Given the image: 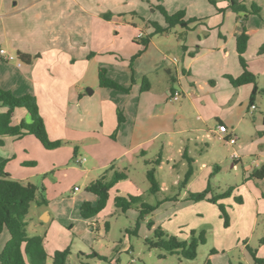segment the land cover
<instances>
[{
	"label": "rangeland",
	"instance_id": "1",
	"mask_svg": "<svg viewBox=\"0 0 264 264\" xmlns=\"http://www.w3.org/2000/svg\"><path fill=\"white\" fill-rule=\"evenodd\" d=\"M236 1H245L247 6L254 1L258 6H264V0ZM214 2L215 6H212L208 0H151V9L154 13L150 10L146 13L148 18L153 19L150 22L158 24L161 22L162 25H159L163 26V17L157 10L158 5L163 6L169 14L184 11L186 20H199L189 26L196 28V34L203 41L204 34L208 30H214L210 25L215 20L222 21L228 12H225L229 5L227 0H214ZM143 8H146L145 4ZM223 9L224 12L219 14L218 10ZM242 15L228 13L224 20L227 22L230 20L231 24L236 21L237 27L240 29L239 18ZM143 16L144 14H140L137 19H134V23L137 24V33L152 31L147 23L144 24ZM261 19L264 20V14L260 19L257 17V21ZM200 23L205 27L202 28ZM246 23L247 21L244 22L245 27ZM184 34L189 33H185L184 29L179 26L171 28L167 32L170 45H175L178 38H186ZM213 34L208 38V42H211ZM192 35L195 36V33ZM163 36L154 35L155 40H159L157 44L160 46L167 44L161 39ZM254 42L255 39L251 44ZM187 45H190L189 42ZM173 57L175 55L171 54V58ZM117 59L119 60V58ZM175 59L177 58L175 57ZM134 61L135 58L132 56L124 62L132 72H134ZM9 64L16 67L17 59L10 61ZM258 65V62L251 63V67ZM96 80V73L92 72L86 83L95 84ZM261 83L264 84V77L261 78ZM139 84H141V80H139ZM199 86L202 88L199 90L200 93H203L202 90L207 88L198 83V89ZM187 88H190V85H187ZM247 88L249 87L246 89L241 87V91L230 95L215 93L202 98V100L194 99L193 102L189 98L181 96L178 103L171 104L172 107L165 108L164 102L161 103L162 105L158 104L156 108L150 110L152 132L150 131L149 137L155 135L156 137L153 140H145L146 142L135 147V142H131V139L118 138L116 131L122 124L118 125L117 115L113 121L105 119L104 132H102L105 135L93 133L92 138L83 126L73 124L75 120H71L69 117L71 112H69L68 123L64 130L66 136L58 140L60 146L54 150L44 149L36 139L29 136L20 140L6 138L4 146L0 148V159L8 160L6 172L13 179L34 185L37 188L36 200L39 201L42 197L46 201V205H39L36 203L37 201L32 203L25 218L27 234L44 237L45 250L48 255L46 264H50V257L56 249L69 251L68 264H251L250 251H255L256 257L264 259L263 217L258 219L257 229L253 233L247 234L248 236L238 232L233 233L231 230H227L229 224L228 226L224 224L225 218L220 207H223L230 222L229 216L233 204H241L231 196L232 191L226 196L223 195L228 191L224 184L229 183V179L232 178L233 173L237 172V169L231 170L226 167V164L213 166L215 159L224 155L226 146L219 138L208 134L209 129L216 127L217 118L233 121L238 119L241 112L246 113L249 103L242 90H248ZM261 97L263 96L261 95ZM203 102H205L204 105ZM257 103L258 110L254 112V116L247 112V120L241 122L240 129L244 136L240 137L238 144L250 141L252 118H260L264 115V106L259 101ZM195 105L199 108L198 110L195 109ZM178 109L179 113L184 116L183 119L174 118L172 115L170 121L161 123L165 113ZM4 110L5 108L0 106V113ZM73 111L80 113L81 108L73 107ZM23 112H25L23 109H17L14 114L18 116ZM151 114L156 116L151 117ZM199 115L202 116V121H198ZM123 116L125 119L122 125L123 132L130 128V132L133 130L135 133L149 126L148 123H145V115L141 121L138 118L135 121L134 115L132 118L131 115L123 114ZM182 129H187V132L180 133ZM147 134L149 131L145 135L141 133V137L147 136ZM48 140L53 142L49 137ZM142 140L143 138L138 141ZM132 143L133 146H131ZM125 149L131 150L120 156ZM228 151L233 150L230 148ZM77 158L85 159L86 162L80 164L77 162ZM156 160L159 161V164L155 163ZM244 162L246 163L247 160ZM205 165L209 166L207 172L209 174L205 178L206 184L203 187L195 185L194 188L199 193L207 189L210 192L204 200L191 201L187 197L185 198V193L187 191L189 193L198 192L185 188L184 177L189 166L194 173L193 178H195ZM229 166H232V163H229ZM216 167L221 168V171L219 172ZM236 168H240V166L236 165ZM150 169L155 171L158 188V192L155 193L150 191V183L146 177V173ZM115 172L124 173L127 179L119 181L111 188L106 207L95 218V223L91 226L92 229H89L87 223L81 221L79 217L82 203L80 201H83L87 196L96 200V196L87 195L86 187L101 177H104L106 181H111ZM116 196L127 201H129L128 197H140V202L130 203L128 209L122 211L114 205ZM216 196L218 197L216 198ZM211 197L214 199L208 200ZM229 199H231V203L227 204L226 201ZM140 203L152 206L155 210L141 217ZM186 206L188 207L183 210L182 208ZM241 207L242 211L250 210L252 214L254 213L252 200H245V204ZM167 209L172 210L171 213ZM175 209H182V211L176 213ZM42 210L50 212L52 216L50 223L42 224L38 219V213ZM150 224H152L151 228H149ZM157 227H161L165 233L164 238L176 237L178 240H189L192 231L196 238L200 232H203L206 243L198 247L196 258L193 260L183 258L179 252L170 255L161 249L150 248L148 241L157 240L154 235V229ZM214 230L225 233L216 232L214 234ZM3 234L8 236L7 232ZM245 245L248 246L246 250L244 249ZM4 246H1L0 253ZM212 250L216 254L212 255ZM92 252L105 260L88 257ZM81 254L84 255L81 256ZM26 264H29L27 259Z\"/></svg>",
	"mask_w": 264,
	"mask_h": 264
},
{
	"label": "crops",
	"instance_id": "2",
	"mask_svg": "<svg viewBox=\"0 0 264 264\" xmlns=\"http://www.w3.org/2000/svg\"><path fill=\"white\" fill-rule=\"evenodd\" d=\"M144 4L146 8H143ZM149 10L154 13L151 9V0H0V49L10 52L17 59L15 67L9 64L10 61L7 62L0 56V88L11 92L16 97L27 94L35 97L47 137L53 142L65 138L64 130L68 123L69 112H71L69 116L71 120H75L73 124L83 126L92 138L93 133L105 135L102 132H104L103 124L106 118L113 121L114 117L120 113L123 117L121 123L123 125L125 122L123 114L131 115V118L134 115L135 121L137 118L141 121L145 115V123L149 126L140 129L139 132L134 133L133 130L130 132V128L123 132L122 125L116 131L118 138L131 139V142H135V147L156 137V135L149 137L152 132L150 110L156 108L158 104L162 105L163 102L165 108L172 107L171 104L178 103L181 96L193 102L194 99L202 100L215 93L230 95L241 91V87L245 89L249 87L248 90H242L249 103L246 113L249 112L254 116V112L258 110L257 101L264 106V84L261 83V78L264 77V55H257L258 48L264 42V20L257 21V16H251L245 27L249 41L244 58L248 70L256 77L257 87L253 97L255 109L251 110L250 99L253 86L244 85L236 88L229 82V77L237 78L242 74L236 52V37L241 29L237 27L236 21L231 24L230 20L228 22L224 20L228 13L233 12L225 9V12H228L222 21L218 19L210 25L214 30H208L204 34L203 41L196 34V28L189 26L188 29H184V32L189 34H184L186 35L184 39H176L175 45H170V38L167 33H163L159 35H164L161 39L167 42L166 45L160 46L157 44L159 40H155L152 36L148 45L143 47L135 36L142 34V39L150 35L153 30H149L150 33L144 31L137 33V24L134 23V19L144 14V24L147 23L150 27L149 22L153 19L147 16L146 12ZM202 23L200 24L203 28L205 25ZM193 33L195 36L192 35ZM212 33H214L213 38L211 42H208ZM253 39L255 42L251 44ZM187 42L190 45H187ZM116 44L117 47H115ZM171 54L177 59L171 58ZM132 56L135 58L134 72L124 64ZM23 58L29 60V63H25ZM19 62H21L20 65ZM256 62L259 65L251 67V63L256 64ZM100 68L106 70L109 79L128 88L129 91L124 93L100 88L98 80L95 84L86 83L92 72H95L97 77ZM142 79L147 80L148 88L145 91L141 90L142 82L139 84V80L142 81ZM198 83L207 87L202 90L203 93L199 92L202 88L200 86L199 89L197 88ZM187 85H190V88H187ZM88 90H91V94L87 92ZM175 95H179L178 100H171ZM154 98L155 101H153ZM73 107L81 108V112H74ZM194 107L196 110L199 109L196 105ZM179 109L165 113L161 123L170 121L172 115L174 118L183 119L184 116L179 113ZM246 113L241 112L238 119L233 121L217 118L216 127L208 131V134L219 138L226 146L224 155L215 159L213 166L226 164V167L231 170L237 169V172L233 173L234 175L229 179V183L224 184L225 188L233 192L231 196L234 200L236 202L240 200L241 203L233 204L227 230L242 235L253 233L259 226L258 219L261 217L264 219V178L257 180L251 177L253 172L264 164V115L260 118H252L254 127L250 129L252 134L250 141L238 144L240 137L244 136L240 125L247 120ZM154 116L156 115L151 114V117ZM21 120L29 122L26 112L18 116L13 113L11 124L16 125ZM202 120V116L199 115L198 121ZM219 125L226 126V138H221L216 131ZM148 131L147 136L141 137V133L145 135ZM185 132L187 129L180 131V133ZM6 138H3L1 147L4 146ZM141 138L143 140L138 141ZM229 138H234L235 144L226 143L225 140ZM230 148L233 151H228ZM130 150L125 149L120 156L129 153ZM234 152L238 154V160L232 159ZM244 160L247 162L245 163ZM229 163H232V166H229ZM236 165L240 168H236ZM159 166L162 169L161 165ZM216 169L221 171V168L216 167ZM208 171L209 166L205 165L195 178L192 172L185 188L199 193L195 191L194 186L203 187L206 184L205 178L209 174ZM86 193L91 195L87 191ZM188 193L187 191L185 195L187 196ZM245 200L253 201V214L250 210L242 211L241 205L245 204ZM96 201L97 198L95 200L87 196L80 202H82L81 205L84 202L94 205ZM226 203L230 204L231 199ZM182 209H175L176 213ZM167 211L171 213L172 210L167 209ZM96 217L89 220L81 217L80 219L87 223L89 229H92L91 226L95 223ZM38 219L42 224H48L52 216L48 210H42L38 213ZM262 226H264V220ZM4 232L0 234L4 235L0 236V250L1 246L9 240V235L6 236ZM216 232L217 230L213 231L214 234ZM244 249H248V246L245 245ZM214 254L216 253L212 255Z\"/></svg>",
	"mask_w": 264,
	"mask_h": 264
},
{
	"label": "trees",
	"instance_id": "3",
	"mask_svg": "<svg viewBox=\"0 0 264 264\" xmlns=\"http://www.w3.org/2000/svg\"><path fill=\"white\" fill-rule=\"evenodd\" d=\"M208 1L212 6H215L214 0ZM227 1L229 3L227 9L237 15L243 14L241 16L242 18H239L241 32L236 37V52L239 64L242 68V74L237 78L229 77V82L236 88L244 85H252L253 90L250 105H253V97L257 92L256 77L248 70V66L244 58L249 41V36L246 33L244 22H246L251 16H257L260 18L264 14V6H258L254 1L250 2L249 6L246 5L245 1ZM157 10L163 17L164 26H160L156 22H149L150 27L153 30L152 33L142 39H137L139 40V44L143 47L148 45L150 38L154 35L167 33L175 26L188 29L190 24L199 22V20L196 19L186 20L184 11H177L173 14H169L161 5L157 6ZM218 12L223 13L224 9L218 10ZM183 49H185L184 46ZM257 55H264V42L258 48ZM23 61H26L25 63H29V60L24 58ZM97 80L100 88L112 89L124 93L129 91L128 88H124L117 82L109 79L106 75V70L103 68L98 69ZM172 80L174 81L173 78ZM141 82V90L145 91L148 88L147 80L142 79ZM0 106L6 109L4 112L0 113V147L3 145V138L9 137L14 140H20L25 136L34 137L46 150L56 149L60 146V142H51L48 140L45 124L39 113L38 105L34 96L27 94L21 97H16L11 92L0 88ZM17 109H23L27 113L29 122L21 120L16 125L11 124L13 113ZM117 121L118 125L123 122V117L120 113L117 114ZM7 162L8 160L0 159V234L6 231L9 235V240L6 242L3 251L0 253V264H26V259L29 261V264H46L48 255L44 249L43 237L37 235L29 236L27 234V223L25 221L30 205L37 201V188L30 183H23L19 180L11 178V176L6 172ZM155 163L159 164V161L156 160ZM154 173V169H150L146 173L147 180L150 183V191L153 193L158 192ZM191 174L192 169L189 166L183 180V185L186 186ZM251 177L257 180L263 179L264 164L259 169L255 170ZM126 179L127 176L124 173L115 172L111 181H106L104 177H101L90 183L86 187V191L95 195L97 201L94 205L89 202H84L80 206V217L84 220L96 217L106 207L111 188L119 181ZM230 191L231 190L226 191L223 195H228ZM209 192L210 191L207 189L200 193H188L186 197L191 201L204 200ZM217 197L218 196H216V198ZM213 199L214 197L208 198V200ZM128 200L129 201L116 196L114 198V205L122 211H126L130 203H139L140 197H128ZM237 202H240V200H237ZM36 203L39 205H46V201L42 197H40V200ZM154 210V207L140 203L141 217L153 212ZM220 211H222L224 215L225 226H228V215L223 207H220ZM151 226L152 224L149 225V228H151ZM154 235L157 240L148 241L150 248L161 249L170 255L179 252L183 258L189 260L195 259L198 247L205 244L203 232H200L196 238L194 236V232L192 231L189 240H178L176 237L164 238L166 236L165 233L162 231L161 227H157L154 229ZM262 243H264V239L262 240ZM213 253L216 252L212 250L211 254ZM250 253L253 259V264H264V259L256 257L253 251H250ZM82 255L84 254H81V256ZM68 256V250L55 251L50 257L51 264H68ZM88 257L105 260L94 252L90 253Z\"/></svg>",
	"mask_w": 264,
	"mask_h": 264
},
{
	"label": "built area",
	"instance_id": "4",
	"mask_svg": "<svg viewBox=\"0 0 264 264\" xmlns=\"http://www.w3.org/2000/svg\"><path fill=\"white\" fill-rule=\"evenodd\" d=\"M141 37H142V34H138V35H137V39H139V38H141ZM0 56H1L5 61H7V62H9V61H13V60L16 59L15 56H14L13 54H11L10 52H8V51H6V50H4V49H0ZM20 64H21V62H19V65H20ZM178 98H179V95H175V96H173V97L171 98V100H173V101H177ZM250 109H251V110H254V109H255V106H254V105H251V106H250ZM216 131H217L218 134L221 136V138H226V134H227V128H226V126H224V125H219V126L217 127V130H216ZM225 141H226V143H228V144H230V145L235 144V139H234V138H229V139H227V140H225ZM238 158H239L238 154H237L236 152H234V153L232 154V159H233V160H238ZM77 162H79V163L81 164V163L85 162V159H78V158H77ZM256 167H257V166H256Z\"/></svg>",
	"mask_w": 264,
	"mask_h": 264
},
{
	"label": "water",
	"instance_id": "5",
	"mask_svg": "<svg viewBox=\"0 0 264 264\" xmlns=\"http://www.w3.org/2000/svg\"><path fill=\"white\" fill-rule=\"evenodd\" d=\"M87 92H88L89 94H91V90H88Z\"/></svg>",
	"mask_w": 264,
	"mask_h": 264
}]
</instances>
